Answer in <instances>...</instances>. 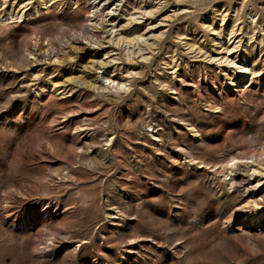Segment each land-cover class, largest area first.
Returning a JSON list of instances; mask_svg holds the SVG:
<instances>
[{"label": "rangeland", "instance_id": "1", "mask_svg": "<svg viewBox=\"0 0 264 264\" xmlns=\"http://www.w3.org/2000/svg\"><path fill=\"white\" fill-rule=\"evenodd\" d=\"M251 56L264 0H0V264H264Z\"/></svg>", "mask_w": 264, "mask_h": 264}, {"label": "bare ground", "instance_id": "2", "mask_svg": "<svg viewBox=\"0 0 264 264\" xmlns=\"http://www.w3.org/2000/svg\"><path fill=\"white\" fill-rule=\"evenodd\" d=\"M108 9V8H107ZM110 9V8H109ZM112 17V11L109 10L108 12H106L105 15V19H110ZM255 59L252 58V56L250 57V61L249 62H244L243 66H242V72L240 73V76L233 79L232 83L234 84L233 86L235 87H241L243 84L247 83L250 80L251 76H256L260 73L264 72V66L263 68L260 70L256 67L255 65ZM262 63H264V60L262 61ZM192 130L199 135V130L196 128H192ZM264 155V153H263ZM232 161H236V158H233ZM227 172H223V171H218L220 170V168L217 170V174H222L225 177H229V176H233L231 177V180H233L234 185L237 183L236 181V174L238 171H240L241 169V165L239 164V162H234L231 166H227ZM230 171V173H228ZM255 209H258L260 207V204L258 202L253 204ZM248 222H250V224H254L256 226H262L263 222H264V214L263 213H258L256 212L254 214V216L252 218L248 219ZM249 231H253L251 227L248 228Z\"/></svg>", "mask_w": 264, "mask_h": 264}]
</instances>
